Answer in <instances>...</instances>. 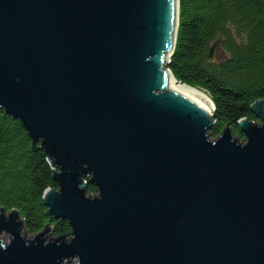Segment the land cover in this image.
I'll return each mask as SVG.
<instances>
[{
	"label": "water",
	"instance_id": "water-1",
	"mask_svg": "<svg viewBox=\"0 0 264 264\" xmlns=\"http://www.w3.org/2000/svg\"><path fill=\"white\" fill-rule=\"evenodd\" d=\"M178 11L0 0V108L48 155L45 213L71 228L30 236L1 207L0 264H264V101L237 121L243 138L211 137V99L166 67Z\"/></svg>",
	"mask_w": 264,
	"mask_h": 264
},
{
	"label": "trees",
	"instance_id": "trees-1",
	"mask_svg": "<svg viewBox=\"0 0 264 264\" xmlns=\"http://www.w3.org/2000/svg\"><path fill=\"white\" fill-rule=\"evenodd\" d=\"M178 2L176 41L166 67L176 81L211 99V137L229 125L243 138L237 121H257L250 105L264 101V0ZM39 145L34 148L22 122L0 108V208L16 209L29 234L50 227L54 236H69L66 219L45 213L42 196L48 188L58 189V183ZM96 192L88 180L85 194Z\"/></svg>",
	"mask_w": 264,
	"mask_h": 264
},
{
	"label": "bare ground",
	"instance_id": "bare-ground-1",
	"mask_svg": "<svg viewBox=\"0 0 264 264\" xmlns=\"http://www.w3.org/2000/svg\"><path fill=\"white\" fill-rule=\"evenodd\" d=\"M172 76H173V75H172ZM173 82H174V83H177V84H180V85H182V86H184V87H186V88H188V89H190V90H192V91H194V92H196V93H198V94L204 96L205 98H207V99L210 101V98L208 97V95H207L205 92H203L202 90H200V89H198V88H196V87H191V86H188V85L183 84V83H181V82H178V81L175 80L174 77H173ZM210 102H211V101H210Z\"/></svg>",
	"mask_w": 264,
	"mask_h": 264
},
{
	"label": "rangeland",
	"instance_id": "rangeland-1",
	"mask_svg": "<svg viewBox=\"0 0 264 264\" xmlns=\"http://www.w3.org/2000/svg\"><path fill=\"white\" fill-rule=\"evenodd\" d=\"M239 139H241V138L239 137ZM3 235H4V234H3V231H2V232L0 233V236L2 237ZM28 235H30V236H31L32 234H29V233H28ZM52 237H54V235H53V234H52ZM6 239H8V238H6Z\"/></svg>",
	"mask_w": 264,
	"mask_h": 264
}]
</instances>
